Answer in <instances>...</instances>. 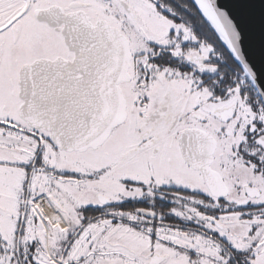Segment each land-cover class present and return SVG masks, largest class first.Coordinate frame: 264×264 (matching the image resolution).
<instances>
[{"label":"snow or ice","instance_id":"6c2138e0","mask_svg":"<svg viewBox=\"0 0 264 264\" xmlns=\"http://www.w3.org/2000/svg\"><path fill=\"white\" fill-rule=\"evenodd\" d=\"M0 264H264V0H0Z\"/></svg>","mask_w":264,"mask_h":264}]
</instances>
